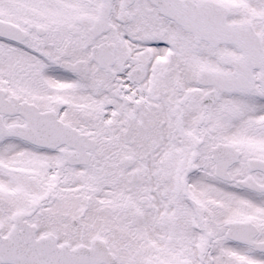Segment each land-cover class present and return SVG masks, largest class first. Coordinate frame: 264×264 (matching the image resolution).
<instances>
[{
	"label": "snow or ice",
	"instance_id": "snow-or-ice-1",
	"mask_svg": "<svg viewBox=\"0 0 264 264\" xmlns=\"http://www.w3.org/2000/svg\"><path fill=\"white\" fill-rule=\"evenodd\" d=\"M0 264H264V0H0Z\"/></svg>",
	"mask_w": 264,
	"mask_h": 264
}]
</instances>
